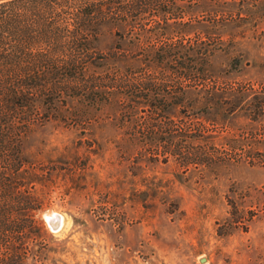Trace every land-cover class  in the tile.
I'll use <instances>...</instances> for the list:
<instances>
[{"label":"rangeland","instance_id":"rangeland-1","mask_svg":"<svg viewBox=\"0 0 264 264\" xmlns=\"http://www.w3.org/2000/svg\"><path fill=\"white\" fill-rule=\"evenodd\" d=\"M178 1L176 31L148 41L210 50L202 73L166 79L185 89V106L171 110L168 126L213 152L184 166L179 157L135 147L131 140L155 127L129 121L113 101L66 104L25 140V153L49 167L35 185L47 233L39 264H264V116L252 121L242 105L223 124L204 105L210 90L239 89V105L264 96V0ZM132 33L101 25L93 45L129 49ZM201 127L207 136H197ZM226 131L246 137L250 152L230 151L218 138ZM51 214L60 217L56 227Z\"/></svg>","mask_w":264,"mask_h":264},{"label":"trees","instance_id":"trees-1","mask_svg":"<svg viewBox=\"0 0 264 264\" xmlns=\"http://www.w3.org/2000/svg\"><path fill=\"white\" fill-rule=\"evenodd\" d=\"M180 7L178 0H0V264H39L47 233L36 216L42 201L35 185L48 178L49 167L25 153V140L66 104L113 101L129 121L142 118L155 127L133 138L135 147L179 157L184 166L206 162L213 151L194 147L188 131L168 126L171 110L185 106V89L181 83L171 89L166 76H197L210 50L148 41L176 31ZM106 24L134 31L133 46L97 50L93 42ZM209 93L204 105L212 121L226 124L225 116L242 105L252 121L264 116V96L257 93L240 105L239 89ZM204 131L198 128L197 136H207ZM226 132L218 138L230 151L250 152L246 137Z\"/></svg>","mask_w":264,"mask_h":264},{"label":"water","instance_id":"water-1","mask_svg":"<svg viewBox=\"0 0 264 264\" xmlns=\"http://www.w3.org/2000/svg\"><path fill=\"white\" fill-rule=\"evenodd\" d=\"M51 218H47V221H49V224L51 225V227H56L57 226V215L56 214H51ZM49 219V220H48Z\"/></svg>","mask_w":264,"mask_h":264},{"label":"bare ground","instance_id":"bare-ground-1","mask_svg":"<svg viewBox=\"0 0 264 264\" xmlns=\"http://www.w3.org/2000/svg\"><path fill=\"white\" fill-rule=\"evenodd\" d=\"M50 218H51V217H50ZM48 220H49V219H48ZM59 221H60V217L57 215V225H58Z\"/></svg>","mask_w":264,"mask_h":264}]
</instances>
